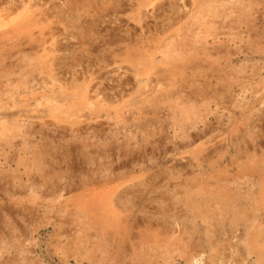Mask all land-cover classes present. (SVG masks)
Returning a JSON list of instances; mask_svg holds the SVG:
<instances>
[{"label": "rangeland", "instance_id": "rangeland-1", "mask_svg": "<svg viewBox=\"0 0 264 264\" xmlns=\"http://www.w3.org/2000/svg\"><path fill=\"white\" fill-rule=\"evenodd\" d=\"M263 113L264 0H0V264H264Z\"/></svg>", "mask_w": 264, "mask_h": 264}, {"label": "bare ground", "instance_id": "bare-ground-1", "mask_svg": "<svg viewBox=\"0 0 264 264\" xmlns=\"http://www.w3.org/2000/svg\"><path fill=\"white\" fill-rule=\"evenodd\" d=\"M255 1V0H254ZM13 7V6H12ZM142 7V6H141ZM175 13V12H174ZM173 13V14H174ZM31 18V17H30ZM248 18V17H247ZM30 33V32H29ZM19 40V39H18ZM135 50V49H134ZM133 50V51H134ZM11 52V51H10ZM132 52V51H131ZM131 52H129V53H131ZM7 53V52H6ZM12 53V52H11ZM8 54H10V53H8ZM156 54V53H155ZM163 54H165L164 52H163ZM129 55V54H128ZM112 56H114V54L112 55ZM146 63V62H145ZM145 65H147V64H145ZM139 66V65H138ZM142 66H144V64H142ZM141 67V66H140ZM147 67V66H146ZM150 67V66H149ZM142 68V67H141ZM146 69V68H145ZM149 69V68H148ZM136 71V70H135ZM75 72V71H74ZM136 72H138V71H136ZM144 72V71H143ZM139 75V74H138ZM134 76V75H133ZM142 76V75H141ZM140 76V77H141ZM90 77H92V75L90 76ZM53 80V79H52ZM21 82V81H20ZM62 87V86H61ZM55 88V87H54ZM56 89V88H55ZM27 90V89H26ZM59 92V91H58ZM70 92V91H69ZM64 93H66V92H64ZM57 94V93H56ZM82 94H84L83 92H82ZM63 94H61V96H62ZM53 96V95H52ZM61 96H59L58 97V100H60L59 98L61 97ZM64 96V95H63ZM62 96V97H63ZM74 96V95H73ZM86 96V95H85ZM61 97V98H62ZM67 97H69L68 95H67ZM71 97V96H70ZM62 99H64V98H62ZM60 102V101H59ZM70 106V105H69ZM263 115H264V113H263ZM205 130V129H204ZM214 198V197H213ZM230 198V197H229ZM228 205V204H227ZM194 206V205H193ZM232 207V206H231ZM232 209V208H231ZM235 211V210H234ZM258 233V232H257ZM262 233V232H261ZM259 234V233H258ZM252 235V234H251ZM255 236H256V233H255ZM259 239V238H258ZM250 241V240H249ZM257 242L259 243V241L257 240ZM264 242V241H263ZM250 243H251V241H250ZM251 246H252V243H251ZM253 247V246H252ZM249 248V247H248ZM257 249H258V247H256ZM255 250V249H254ZM255 252V251H254ZM263 256V255H262ZM258 260V259H257Z\"/></svg>", "mask_w": 264, "mask_h": 264}]
</instances>
